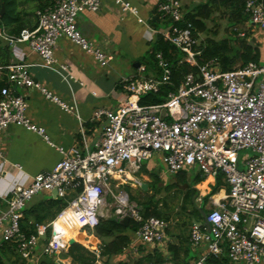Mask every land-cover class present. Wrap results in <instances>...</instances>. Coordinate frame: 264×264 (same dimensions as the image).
<instances>
[{"label": "built area", "instance_id": "obj_1", "mask_svg": "<svg viewBox=\"0 0 264 264\" xmlns=\"http://www.w3.org/2000/svg\"><path fill=\"white\" fill-rule=\"evenodd\" d=\"M104 1L108 0H58L37 11V28L24 30L18 39H6L13 46L28 43L43 67L67 80L73 76L55 56L62 37L107 67L115 56L95 47L77 24L81 12L99 11ZM112 1L124 12L138 16V9L127 0ZM182 6L180 0L161 3L164 16L173 25L160 34L185 54L181 63L197 68L198 74L185 75L179 86L168 91L164 103L141 105V97L174 86L170 63L161 52L157 53L161 75L124 78L127 98L116 109L95 111L94 118L103 122V127L94 150L65 149L51 143L46 130L29 118L28 100L18 94V89L39 90L69 113L75 107L35 80L29 64L14 63L3 68L7 85L1 89L0 134L11 126L25 128L44 137L62 155L52 170L34 176L27 186H16L7 209L0 214L1 239L14 243L22 259L30 260L39 248L44 255L60 257L74 228L88 234L110 218H130L138 225L137 234L144 244L163 248L171 223L155 216L145 218L139 203L121 189L129 182L140 186L135 175L145 162L158 158L168 174L194 170L205 177L222 175L228 185L221 198L211 197L212 208L207 213L210 233L205 227L203 232V227L192 225V250L204 248L195 264H206L209 256L224 255L230 264H264V62L239 64L230 71L222 70L218 58L200 64L207 44L191 23L179 26L184 20ZM245 14L251 26L264 31V0H246ZM245 150L251 154L241 158ZM54 190L58 199L67 202L66 207L53 221L37 225L35 233L23 232L21 223L28 204L36 196ZM49 230L51 237H47ZM91 252L96 264H103L101 251Z\"/></svg>", "mask_w": 264, "mask_h": 264}, {"label": "crops", "instance_id": "obj_2", "mask_svg": "<svg viewBox=\"0 0 264 264\" xmlns=\"http://www.w3.org/2000/svg\"><path fill=\"white\" fill-rule=\"evenodd\" d=\"M127 1L138 9V16L131 12H124L114 1L108 0L102 3L99 11H84L77 17L78 28L82 35L98 49L100 48L115 56V60L107 67H102L92 54L84 51L70 39L62 37L57 42L55 56L58 63L67 66L68 73L73 76L72 79L67 80L64 75L43 67L39 56L30 48L28 43H17L16 46H13L10 64H29L30 73L35 80L61 98L62 101L75 107V111L69 113L48 100L39 90L18 89V94L25 96L28 100L29 118L34 124L46 130L48 140L56 146L65 149L80 148L85 152L94 150L103 127V122L95 120V111L101 108L116 109L120 102L127 98L123 79L138 75L146 76L143 75L145 65H141L139 62L151 50L152 44L161 35L160 32L167 30L173 25V21L170 22L169 18L164 16L160 7L165 0ZM180 1L183 4L184 13L208 2V0ZM19 2H24L25 4L20 7L21 10L27 9L28 12L36 13L37 0H19ZM30 6L35 7L30 10ZM218 16L219 13L216 14V17ZM139 18L143 19V22H139ZM30 19L32 24H36L38 21L34 15H30ZM242 24L245 26L244 30L241 31L235 27L234 31L236 34L227 32L232 37L237 36L243 39L249 34V41L254 38L255 42L253 44L259 46L262 56L261 62H264V31L260 27L251 26L248 21ZM209 32L201 33L205 38L206 44L207 39L212 37L209 35L205 36ZM240 33H244L245 37H241ZM136 64H140V67H134ZM0 76L3 77L2 74ZM0 145L3 149V156L0 158L1 214L7 209L11 191L16 186H27L34 176L52 170L62 160V155L55 148H52L44 137L18 126H11L7 131L0 134ZM146 165L143 168L151 172L153 166L150 165L148 168ZM140 172V177L135 178L141 182V185L135 184V186L141 188L143 184L148 185L147 191L141 189L143 191L142 194H145L143 197H145L148 191H152L150 188L151 178L148 173L146 174L142 170ZM173 175L168 173L163 175L166 183L168 182L167 179ZM205 178V181L195 185L199 192L193 201L196 207H201L205 204V197L209 196L211 192L209 185L212 184L214 187L217 182V178ZM210 178L213 181L208 184L207 190L199 189V186ZM204 187L203 185L202 189ZM225 192L227 190L222 189L215 195L219 194L218 198H221L220 196H223ZM211 197L209 202H207L208 209L212 208ZM51 200H58V198L54 199L52 193H42L28 204L25 211L39 206L40 209L47 208V210H51L54 213L56 209H52ZM55 218L49 217L42 224H47ZM195 220L198 223L204 222V219L201 221ZM22 224L25 227L29 225L25 220V215ZM179 227L181 228L180 230ZM191 229L192 226L187 227L184 222L180 226L172 224L167 232V240L164 247L153 248L142 242L137 230L128 228L123 233H120L128 238L127 245L116 254L104 255L102 262L103 264H154L160 258H170L173 255L170 247L173 246L179 259L188 262V264H195L199 261L204 248H199L196 251L192 250L190 245ZM87 233L84 238L87 244L78 243L82 244L90 252L96 249L101 250L102 246L108 245L114 240V237H100L94 231H88ZM51 235L52 230H49L47 237H51ZM1 242L0 234V244ZM70 247L68 243L64 247L63 253L58 257L63 264H77L73 262L69 255ZM180 248H182V251L178 254ZM188 249L189 252L187 253ZM45 258H51L54 261V257L44 255L41 248H39L37 254L30 260L17 259L16 254L13 253L8 256L7 260L8 264H42Z\"/></svg>", "mask_w": 264, "mask_h": 264}, {"label": "trees", "instance_id": "obj_3", "mask_svg": "<svg viewBox=\"0 0 264 264\" xmlns=\"http://www.w3.org/2000/svg\"><path fill=\"white\" fill-rule=\"evenodd\" d=\"M58 0H37V11L41 9H45L47 7L53 6ZM24 2H19V0H0V99H1V89L7 85V77L6 71L3 69L4 67L10 65V60L13 54V45L6 38H20L21 33L24 30H34L38 26V21L36 24H32L30 21V15H34L37 18L36 13L28 12V10H21ZM245 5L246 0H208L206 4H201L194 8V10L187 11L184 13L183 22H179L180 27L186 26L188 23H191L199 32L208 33L209 27L208 22L213 20L216 17V14L219 13V17L226 15V17L233 21L235 24H241L248 21L247 15L245 14ZM6 8V13L3 17H1L2 8ZM36 14V15H35ZM38 19V18H37ZM172 22L171 19H168ZM215 35L218 34V31L213 32ZM249 34H247L246 38L240 37H226L223 40H216L215 38L209 37L207 39V46L204 50L202 57L199 58V63L203 64L204 62L218 58L221 63V67L223 71L232 70L237 64L246 65L249 62L260 63L262 56L261 50L259 46L251 44L249 39ZM231 38V39H229ZM236 44V46H235ZM161 52L163 56L167 59L173 69V87H165L159 94H148L140 98L141 105H156L162 104L166 101V96L169 90H174L177 86L180 85L181 81L185 77V75L189 73L198 74V70L195 67H191L189 64L184 63L183 58L185 54L179 51L172 44L166 42L164 38L159 35L154 44H152L151 50L147 53V55L139 62L141 65H146L145 72L147 73V77L150 76H159L161 75V70L158 66L157 61V53ZM145 60V61H144ZM144 61V62H142ZM143 172L150 176L152 179V183H160V176L151 172H148L146 168L142 169ZM194 170H183L178 172L177 174L171 176L176 181L166 183L165 190L167 192L175 189L178 193L183 195V208H185L188 202H193L195 197L198 196V190L195 188V185L200 184L205 181V176L200 174L199 172H191ZM208 185H205V188ZM200 189V186H199ZM222 189H226L228 191V185L223 180V176L219 175L217 178L216 185L213 187L212 192L209 196L205 197V204L209 201L210 197L221 191ZM161 192V191H160ZM156 193L154 195H150L146 193L145 199L139 201V205L142 207V213L145 218L148 217H158L170 222L172 216L171 211H166L165 214L161 211L160 200H156ZM132 199V197H131ZM133 200V199H132ZM52 209H56L54 213L51 210H47V208L40 209L39 206H35L30 210L25 211V220L28 222V227H25L21 223L22 231L26 234L30 235L36 231V225L42 224L45 219L51 217L55 218L63 208L66 207L67 202L63 199L51 200ZM164 202H168L164 200ZM204 204V205H205ZM42 206V204H41ZM167 207L168 204L165 203ZM182 208V209H183ZM46 211V212H44ZM56 215V216H55ZM191 215V219H196V216L202 218V214L196 209L195 213ZM33 219V220H32ZM33 221V222H31ZM128 228L133 230L138 229V225L133 221H130V225ZM120 221L116 218H110L102 220L100 225L94 230V232L100 237H114V240L111 241L108 245L101 247V257L104 255H113L123 250V248L128 243V238L122 236L120 233H123L127 230ZM171 253L173 255L168 259L160 258L154 262V264H166V263H180V264H188V262H184L177 256V251H174V247H170ZM182 251V248L178 250V254ZM189 249L187 250V253ZM16 254L17 259H22L19 253L16 251V245L11 242H1L0 244V264H8V256ZM69 255L72 258L74 263L77 264H96L95 255L90 252L86 247L82 244L76 243L69 249ZM42 264H56L51 258H45ZM206 264H230V260L227 255L222 256L221 258H215L213 256H209L206 260Z\"/></svg>", "mask_w": 264, "mask_h": 264}, {"label": "rangeland", "instance_id": "obj_4", "mask_svg": "<svg viewBox=\"0 0 264 264\" xmlns=\"http://www.w3.org/2000/svg\"><path fill=\"white\" fill-rule=\"evenodd\" d=\"M26 1V0H23ZM35 6H30V10H33ZM37 11V10H36ZM208 26H209V34H204L205 36H212V38H215L216 40H223L226 37H232L228 32H230L231 34H236L234 31V28H239L241 31L245 29V26L241 23V24H235L233 21L229 20L226 18L225 15H223L221 18L215 17L213 20L208 22ZM162 27H164V25H162ZM214 31H218V34H213ZM228 31V32H227ZM236 37V36H234ZM231 39V38H229ZM236 46V44H235ZM145 61V60H144ZM142 61V62H144ZM147 66L145 65V68ZM143 75H147V73L144 71ZM248 154H251V151L249 150H245L243 151L240 156L241 158L245 155L247 156ZM147 164V165H146ZM144 165H146L148 168L150 167V165L153 166L152 172L159 175L161 182L160 183H152V179H150V188L152 191H148L147 193H149L150 195H154L155 193L156 195V200H160L161 204H160V209L163 212V214L166 213V211L172 210L171 211V226L172 224L178 225L180 226L182 222H184V224L187 225V227H191L192 226V219H191V215L190 214H194L195 213V206L193 203L188 202L185 206V208H183V195L178 193L177 190L172 189L171 191L167 192L165 189L166 186V179H164L163 175L166 174V168L165 166L162 164L161 160H159L158 158L155 160H152L150 162H145ZM240 169H243V167L240 165L239 166ZM194 172V171H191ZM198 172V171H195ZM141 172L138 174H136V177H140ZM168 182L170 180H172L171 182H175L176 180L171 177L169 179H167ZM203 185H200V189H202ZM212 187L213 185H209V188L211 189L212 192ZM122 190H126L127 192L130 193L131 197L133 200L137 201L139 203V201H143L145 198L143 197L145 194H142V190L141 188H139L138 186H135L134 182H129L127 184H124L121 187ZM161 191V192H160ZM210 192V193H211ZM209 193V194H210ZM142 196V197H141ZM164 200L168 201V202H164ZM209 202V201H208ZM165 203L168 204V206H165ZM203 207L206 209V211H208V203L206 205H203ZM183 208V209H182ZM196 219L198 221H201L203 218L196 216ZM170 226V227H171ZM181 228L179 227V230ZM86 231V230H84ZM203 232H206L205 228H202Z\"/></svg>", "mask_w": 264, "mask_h": 264}, {"label": "water", "instance_id": "obj_5", "mask_svg": "<svg viewBox=\"0 0 264 264\" xmlns=\"http://www.w3.org/2000/svg\"><path fill=\"white\" fill-rule=\"evenodd\" d=\"M5 13H6V8L3 7V8H2V11H1V17H3ZM250 42H251V44H253V43L255 42V39L253 38ZM134 67L139 68V67H140V64H136V65H134ZM141 189L147 191V190H148V185H147V184H143V185L141 186ZM57 193H58L57 190H54V191L52 192V196H53L54 199L57 198ZM196 209H198L199 212L202 214V217H203V219H204V222H199V223H198V222L194 219V220H192V223L198 225L199 227H203V226H204V227L207 229V231L210 233V224H209L208 221H207V211H206V209H205L203 206H201V207H196ZM120 222H121V224H123L125 227H128L129 224H130V218H128V217L123 218L122 220H120ZM76 243H78V241L75 240L74 238H72V239L69 241V245H70V246H73V245L76 244ZM54 261L56 262V264H63L62 260L58 259L57 256H54Z\"/></svg>", "mask_w": 264, "mask_h": 264}, {"label": "bare ground", "instance_id": "obj_6", "mask_svg": "<svg viewBox=\"0 0 264 264\" xmlns=\"http://www.w3.org/2000/svg\"><path fill=\"white\" fill-rule=\"evenodd\" d=\"M213 181V179L212 178H210L209 180H207V182H205L204 184H202V185H208L210 182H212ZM204 190H207V187L205 188H203V191ZM221 194V193H220ZM219 195V194H218ZM220 197H222V196H220ZM79 228L77 227V228H74L73 230H72V232H71V237L72 238H74L75 240H77L78 242H81V243H83V244H87L86 242H85V240H84V238H85V234H83V233H80L79 232V230H78Z\"/></svg>", "mask_w": 264, "mask_h": 264}]
</instances>
